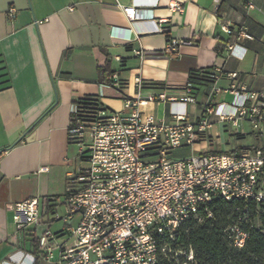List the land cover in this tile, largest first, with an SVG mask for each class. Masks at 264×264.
<instances>
[{
    "label": "crops",
    "instance_id": "0c3cea01",
    "mask_svg": "<svg viewBox=\"0 0 264 264\" xmlns=\"http://www.w3.org/2000/svg\"><path fill=\"white\" fill-rule=\"evenodd\" d=\"M173 1L0 0V264H30L49 224L52 230L60 224L53 231L58 241L64 237L63 223L51 216L17 234L12 206L34 197L66 198L69 175L85 167L80 148L69 141L77 101L97 97L114 111L140 93L180 101L191 74L210 71L216 76L199 78L195 103L140 107L146 119L172 124L173 114L186 113L195 124L206 108L233 114L242 89L264 93V0H181L182 13L170 9ZM121 6L135 7L138 17L130 21ZM224 21L252 38L228 35ZM169 39L178 43L177 55L166 49ZM210 120L197 144L174 151L180 157L174 159L264 149V123L255 130L246 119L238 126Z\"/></svg>",
    "mask_w": 264,
    "mask_h": 264
},
{
    "label": "built area",
    "instance_id": "2783aa9c",
    "mask_svg": "<svg viewBox=\"0 0 264 264\" xmlns=\"http://www.w3.org/2000/svg\"><path fill=\"white\" fill-rule=\"evenodd\" d=\"M183 4L174 0L170 9L182 13ZM121 9L130 21L138 17L135 7ZM15 12L9 11L10 19L15 18ZM221 27L234 38H252L227 21ZM166 49L179 53L178 43L170 39ZM229 49L233 53L235 46ZM113 80L118 86L117 79ZM236 95L233 114L206 108V117L195 124L187 123L186 113L173 114L175 122L169 124L146 119L140 112L147 102L195 103L191 82L180 101L166 94L144 98L140 93L136 100L125 101L123 111L109 109L99 98L75 103L69 141L80 148L86 166L69 175L65 215L51 210L58 203L48 197L12 206L17 234L37 228L44 217L63 223L61 233L66 242L59 243L58 234L47 225L38 238V256H32L30 264H158L162 255L173 254L169 244L177 240L182 225L201 207L207 210L214 199L253 200L264 205V149L172 158L174 151L197 144L211 127V116L232 126L246 119L259 130L264 123V93L242 89ZM225 234L239 250L249 238L238 224L229 226ZM180 253L175 251L173 256L178 258ZM186 257L182 264L194 262L192 249Z\"/></svg>",
    "mask_w": 264,
    "mask_h": 264
},
{
    "label": "trees",
    "instance_id": "16d2710c",
    "mask_svg": "<svg viewBox=\"0 0 264 264\" xmlns=\"http://www.w3.org/2000/svg\"><path fill=\"white\" fill-rule=\"evenodd\" d=\"M203 76L216 75L210 71L192 73L189 82L193 84L194 94L197 82ZM96 98L85 97L79 101ZM235 224L249 233L246 245L241 250L235 248L225 234V230ZM169 249L173 254L184 250L185 257L176 258L167 252L160 257L158 264H182L187 260L190 249L195 258L192 264H264V205L253 200L214 199L207 205V210L201 207L182 225L177 240L169 244Z\"/></svg>",
    "mask_w": 264,
    "mask_h": 264
},
{
    "label": "rangeland",
    "instance_id": "374dc122",
    "mask_svg": "<svg viewBox=\"0 0 264 264\" xmlns=\"http://www.w3.org/2000/svg\"><path fill=\"white\" fill-rule=\"evenodd\" d=\"M172 158H180V157L177 155H174V156H172ZM82 166H86V163H83ZM64 202H65V197H60L57 210L62 216L65 215V212H66L65 207L63 205ZM59 228H60V224H56L54 226L53 230L56 232L59 230ZM65 240H67V237H62L61 239H59L60 242L61 241L63 242ZM180 251H181V253H180L181 257H185V251L184 250H180Z\"/></svg>",
    "mask_w": 264,
    "mask_h": 264
}]
</instances>
